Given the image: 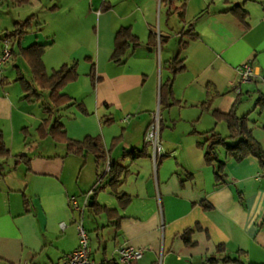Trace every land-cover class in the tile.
<instances>
[{
	"label": "crops",
	"instance_id": "obj_1",
	"mask_svg": "<svg viewBox=\"0 0 264 264\" xmlns=\"http://www.w3.org/2000/svg\"><path fill=\"white\" fill-rule=\"evenodd\" d=\"M9 1L20 10L0 19V51L5 31L33 16L14 47L46 44L42 58L48 74L64 63H77V77L62 88L76 103L58 113L69 137L101 136L108 157L98 161L94 155L66 154L62 141L39 137L37 127L46 113L41 101L23 98L16 67L25 75L22 64L29 63L23 56L12 57L0 75V129L11 153L0 160V264L61 261L79 244V214L87 206L95 214L88 230L95 231L98 249L104 251L99 257L91 242L92 256L106 264H119L117 249L124 243L144 248L143 256L128 264L234 256L240 248L247 251L244 261L264 262V166L253 154L230 158L218 163L225 182L217 184L214 165L198 146L204 132L217 126L211 109L228 110L236 98L238 65L252 60L255 66L257 76L244 85L264 79V0H174L171 7L162 0ZM238 5L247 10L246 20L233 12ZM123 26L141 42L116 61L112 54ZM188 26H194L196 36L185 34L173 46L174 30L182 34ZM181 41L179 57L186 67L173 74L169 64ZM171 76L180 103L163 107L161 83ZM214 92L211 109L203 108ZM47 94L43 90L44 100ZM158 109L161 115L165 110L162 154L155 163L148 146L146 155L132 157L129 151L145 147L146 128ZM258 140L264 147V137ZM29 146L46 158L44 165H32L33 156L25 153ZM58 158L63 167L50 169ZM112 159L127 166L118 188L131 196L125 207L108 178L100 182V170L106 171ZM11 160L29 163L14 173ZM80 163L77 188L66 173ZM79 192L84 193L82 205ZM202 201L212 208H204ZM95 203L116 211H96ZM189 227L191 241L185 242L182 233ZM220 243L223 252L217 251Z\"/></svg>",
	"mask_w": 264,
	"mask_h": 264
},
{
	"label": "trees",
	"instance_id": "obj_2",
	"mask_svg": "<svg viewBox=\"0 0 264 264\" xmlns=\"http://www.w3.org/2000/svg\"><path fill=\"white\" fill-rule=\"evenodd\" d=\"M169 7L172 6L174 0H162ZM233 12L241 19L246 20L248 16L247 10L243 9L241 5L232 8ZM33 16L25 19L24 21H17L14 28L6 30L3 36L4 40H7L11 44L12 57L23 56L29 63L31 69V78L28 79L19 67L17 68L16 80L20 81L23 89V98L29 101L39 100L43 106V110L46 116L37 127V133L39 137L44 138L52 136L56 140L62 141L66 146V154H76L85 157L88 154H92L98 161L104 160L108 157V151L105 149L102 137L99 135H87L82 139L71 138L67 135L66 129L61 121L59 111L63 106H69L76 103V99L63 92V86L74 80L77 75V63H64L60 68L54 70L51 74L47 73L42 55L45 50L46 44L34 43L30 46H20L19 49L14 47V42H19L24 33L31 28V19ZM194 26H188V29L183 30L182 34H188L191 37H195L196 34L192 32ZM161 40V39H160ZM162 41V40H161ZM140 38L133 33L131 27L123 26L120 28L115 39V49L112 54V59L121 61L125 55L126 50L132 44L134 47L140 44ZM185 42H180V48L178 53L170 60L169 67L173 71V74L178 71L184 70L186 64L184 58H180V51L184 47ZM43 90L48 91L47 100L43 99ZM217 93L214 92L212 96L201 103L203 108H211L214 97ZM235 99L232 106L228 110H221L218 108H212V115L216 121H224L228 128L229 134L224 136L216 129L208 130L203 140L198 141V146L204 149L205 159L208 164L214 165L216 183L221 184L225 182L224 176L219 169L218 163H223L221 156L218 152V146L223 144L226 156L234 159H242L243 157L253 154L257 156L262 165L264 166V147L261 142L254 136L253 130L249 124L247 115H239L236 111ZM180 103L174 95L173 90V76L161 83V104L163 107H169L173 104ZM257 105L264 107V95L257 100ZM81 111L87 112L84 105H79ZM58 113V115H57ZM161 114V113H160ZM162 116H161V129H162ZM116 138V137H115ZM229 138L234 139L233 143H228ZM116 140V139H115ZM149 144L146 143L144 148H136L129 151L132 157L143 156L148 153ZM10 150L6 146L3 131L0 129V158H8L10 156ZM27 157L25 153L19 155ZM217 165V168H216ZM127 166L121 164L116 159H112L110 167L101 173L100 182L103 179L108 178V184L111 185V189L120 201L122 207L127 206L130 202L131 196L128 193L119 191L118 188L121 184V178L125 175ZM1 174V173H0ZM98 187V186H97ZM95 187V189H98ZM241 193V192H240ZM243 195V194H241ZM204 208H212V204L206 201H202ZM105 210L108 213L113 214L116 210H111L106 207H102L95 203V210ZM192 228L186 229L182 233V237L185 242H190ZM225 245L220 243L217 246L218 252H223ZM247 254L244 249L237 250L236 255H230L228 253L219 255H211L207 259V264H217L219 262H237L239 264H264V262L244 261L243 256Z\"/></svg>",
	"mask_w": 264,
	"mask_h": 264
},
{
	"label": "rangeland",
	"instance_id": "obj_3",
	"mask_svg": "<svg viewBox=\"0 0 264 264\" xmlns=\"http://www.w3.org/2000/svg\"><path fill=\"white\" fill-rule=\"evenodd\" d=\"M18 10H20V9L14 7V5H12L11 1L0 0V19H1V17H5V16L9 15L10 13H16V12H18ZM0 27H3V26H0ZM8 27H11V26H8ZM156 28H158V26H156ZM180 28H181V26H180ZM185 28H187V27H185ZM197 28L200 29L199 26ZM181 29H183V28H181ZM173 34H174V37H173L172 45L175 46V43H178V41L181 38H183L185 35L179 34V30L178 31L174 30ZM22 65L26 66V69L24 70L25 75L27 77H30L29 76V73H30L29 65L27 63H23ZM165 72H166V70H165ZM252 79L254 80V78H252ZM240 80H241V76L237 82V84L239 83L238 86H240V90L237 91L235 89L237 91L236 98H235V99H237L236 111L239 115H247L248 120H249V124L253 130L254 136L257 139L264 137V107L257 105L258 98L261 96V94L264 95V79L259 78L257 81H252L253 82L252 85H248V86L243 84L246 82L240 83ZM16 82H17L18 86H21L20 82H18V81H16ZM241 90H242V92H241ZM158 111H160V110L158 109ZM164 111L165 110L163 109V115H161V116H164V114H165ZM211 112H212V109H211ZM216 125L217 126L214 129H216L222 135L226 136L229 134V128L224 121H216ZM227 142L233 143L234 139L229 138L227 140ZM60 146L62 148L65 147V145H63L61 143H60ZM32 147L33 146H29L28 148H26L25 153L29 154L30 156H33L32 165L34 167L38 168L41 164H43V162H45L46 158L42 156L41 152H37L35 147H33V149H32ZM35 151H36V153H35ZM218 152L221 156L222 162H226L227 160H229V158L226 156L223 144H220L218 146ZM71 155H76V154H71ZM88 155L90 157L92 156V154H88ZM71 158H77V157H71ZM2 159L6 160L8 158H0V160H2ZM55 160H56L54 162L55 164L53 165V163H49L48 167H50V169H56V167L61 169L63 167L62 159L58 158ZM21 161L22 162L19 165L15 164V160L10 161L11 167H13L12 172H14V173L17 172L18 166L19 167L22 166L23 168L27 167L26 164L29 163V160H27L26 162L24 160H21ZM83 161H85V159H83ZM5 162L7 163V161H5ZM0 166H1V163H0ZM99 166H101V164ZM82 167H84L83 164H81V163L79 165L76 164L72 171L66 173L68 178H70V182L72 184H77V188H78V183H76V182H78V178L80 177V171H81ZM66 171H69V170L66 169ZM102 172H103V169L100 170V173H102ZM83 195H84V193H82V192H79L77 194V198H78L81 205L83 204V199H84ZM91 202H92V200L90 199L89 203H91ZM92 217H95V214L93 212L92 207H90V206H87L85 211L83 209V211H81L79 214V220L83 219V221H85V224H86L85 228L87 229L89 236H91V241L89 240V243H91V242L94 243V245L96 247L95 249H96L97 255L99 257H102V254L104 253V251L102 248H101V250L98 249V246H97L98 242L96 240V239H98L97 234L95 233V231L93 229H91V231L88 230V227L91 224ZM196 246H198V245H194V247H196ZM209 255L210 254H208L207 256H203V257L196 256L193 259L190 258L189 256H185L183 258L182 257H179V258L176 257V258H174V262H175V264H205V263H207V259H208ZM204 258H206V259H204ZM159 264H165L163 262V258L159 259ZM166 264H167V262H166ZM217 264H239V263H237V262L236 263L219 262Z\"/></svg>",
	"mask_w": 264,
	"mask_h": 264
},
{
	"label": "built area",
	"instance_id": "obj_4",
	"mask_svg": "<svg viewBox=\"0 0 264 264\" xmlns=\"http://www.w3.org/2000/svg\"><path fill=\"white\" fill-rule=\"evenodd\" d=\"M11 58H12V50L9 42L5 40V46L0 51V75L4 70V66ZM237 70L241 76L240 83L250 81L252 80L253 77L257 76V73L255 71V66L252 60H248L241 63L240 65H238ZM238 84L235 85V89L237 91L240 90V86H238ZM160 120H161V114L160 111H157L154 115L152 122L148 125L145 131V140L149 144L152 150L151 154L155 163L157 162L158 157L163 152V145L160 138L161 136ZM108 163L110 164V160H108ZM90 192L88 193V195L90 194ZM88 195L85 198V204L88 201V197H89ZM73 202L75 205H77L75 199L73 200ZM78 234H79L78 246L71 252L67 253L61 261L51 264H106L105 261L99 260L92 256V250L89 243L90 236L83 224V220L78 221ZM143 254H144L143 247H137L129 243H124L120 245L117 249L116 261L119 264H128L130 262L138 260L143 256Z\"/></svg>",
	"mask_w": 264,
	"mask_h": 264
}]
</instances>
